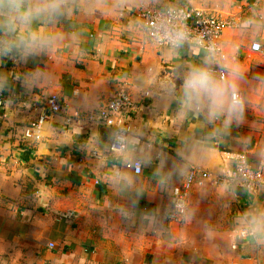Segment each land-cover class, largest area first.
Masks as SVG:
<instances>
[{
	"label": "crops",
	"instance_id": "obj_1",
	"mask_svg": "<svg viewBox=\"0 0 264 264\" xmlns=\"http://www.w3.org/2000/svg\"><path fill=\"white\" fill-rule=\"evenodd\" d=\"M185 0H73L78 7L42 31L74 34L51 51L24 63L0 60L5 94L0 119V264H264V233L254 234L244 217L264 214V192L236 183H215L233 169L238 154L264 160V0H190L236 25L223 30L226 64L242 73V120L209 139L202 118L182 116L167 84L205 55L187 46L177 52L145 39L135 18L140 3L157 9ZM253 42L261 51H252ZM43 74L28 87V73ZM131 95L133 110L117 116L132 128L135 155L150 154V166L135 174L125 157L111 153L114 129L85 120L117 91ZM57 95L58 114L36 131L30 124L45 99ZM79 113V118L74 117ZM216 127H222L217 123ZM96 155V156H94ZM194 165L198 177L188 206L191 219L171 224L166 214L184 175L161 188L155 175ZM120 170L135 178L119 190ZM61 212H71L61 218ZM245 228L252 234L235 238ZM53 245L50 246L49 244Z\"/></svg>",
	"mask_w": 264,
	"mask_h": 264
},
{
	"label": "clouds",
	"instance_id": "obj_2",
	"mask_svg": "<svg viewBox=\"0 0 264 264\" xmlns=\"http://www.w3.org/2000/svg\"><path fill=\"white\" fill-rule=\"evenodd\" d=\"M78 7L73 0H0V60L11 59L24 63L51 51L66 39L77 37L58 31H42L34 24L55 25L61 19L72 15ZM186 15L174 6L161 11L150 25H142L145 35L155 45L164 46L177 52L187 46L192 50L203 49L205 55L199 63L189 64L179 73L175 81L167 84V94L177 105L182 116L190 115L202 118L211 126L209 139L226 134L229 126L239 123L244 113V100L241 97L238 81L242 73L224 62L219 47L212 42L204 43L203 37H193L185 23ZM217 68L220 71H217ZM41 72L28 73L25 84L34 87L40 83ZM6 84V77L0 75V87ZM220 123L222 127H216ZM119 153L125 157L126 166H150L153 158L150 154L135 155V142L122 138L117 133L114 138ZM186 167H176L174 172L163 173L157 170L158 184L166 188L173 175L186 174ZM113 186L119 190L132 189L135 178L127 172L117 170L111 177ZM177 215L185 220L191 219L192 210L184 200L174 201ZM254 234L264 233V214H252L243 218Z\"/></svg>",
	"mask_w": 264,
	"mask_h": 264
},
{
	"label": "built area",
	"instance_id": "obj_3",
	"mask_svg": "<svg viewBox=\"0 0 264 264\" xmlns=\"http://www.w3.org/2000/svg\"><path fill=\"white\" fill-rule=\"evenodd\" d=\"M181 10L186 15L185 23L190 29L193 37H203L205 44L212 42L215 43L221 53L224 56V62L226 61V54L223 49L221 42V37L223 30L229 26L236 25L234 19H223L217 16L214 13H208L199 7L193 5L190 0H185L183 5L174 6ZM166 9V8H165ZM165 9H157L151 4L140 3L134 7L135 18L137 19L142 34L145 39L151 41L145 35L144 30L141 28L142 25L152 24L161 11ZM152 42V41H151ZM153 43V42H152ZM154 44V43H153ZM155 45V44H154ZM157 47H164L156 45ZM262 47L260 43L253 42L251 45L252 51H261ZM226 64V62H225ZM217 71H220L217 68ZM242 97V96H241ZM5 105V94L3 89L0 87V119L4 117L3 108ZM45 110L47 111L42 113L30 126L35 129L37 132L35 138H39V131L41 124L47 119L49 114H58L61 111V105L59 103L57 95H49L44 102ZM133 101L131 95L124 91L120 90L114 93L103 106L94 114L84 115L85 120L88 121H98L104 123L106 126L114 129V136L109 144V150L111 153L120 154L119 148L123 147L122 145H117L115 143V136L117 133H121L122 138L128 137L131 133L132 128L123 122L121 118H117L119 114L129 113L132 111ZM80 114L75 113L74 117L79 118ZM96 156V155H94ZM132 167V166H131ZM135 174H140L141 164L139 161L136 162V166L132 167ZM211 173L202 171L199 167L189 164L186 174L182 178L178 186L173 189L169 207L167 210V220L171 224H176L178 226L183 225L185 219L176 214L174 209V201L184 200L188 204L189 196L192 190L193 185L198 177L201 179L209 178ZM215 183H236L244 187L246 190L256 193L264 192V160H259L257 163L253 164L249 161L246 154H238L234 159L233 169L224 176L214 177ZM72 215L71 212H61L59 217L61 218H70ZM252 234L245 228H241L233 233L235 238H243L247 235ZM50 246L53 244L50 243Z\"/></svg>",
	"mask_w": 264,
	"mask_h": 264
}]
</instances>
